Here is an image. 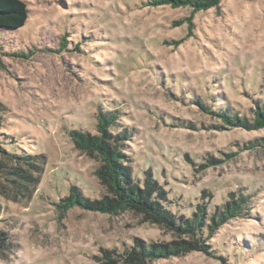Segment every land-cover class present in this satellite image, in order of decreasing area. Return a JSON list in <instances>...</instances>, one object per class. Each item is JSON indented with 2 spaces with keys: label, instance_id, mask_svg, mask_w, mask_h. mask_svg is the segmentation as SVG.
<instances>
[{
  "label": "rangeland",
  "instance_id": "obj_1",
  "mask_svg": "<svg viewBox=\"0 0 264 264\" xmlns=\"http://www.w3.org/2000/svg\"><path fill=\"white\" fill-rule=\"evenodd\" d=\"M29 19L0 30L3 148L44 155L41 184L29 200L0 194V229L9 245L0 264H140L141 246L172 242L176 232L125 212L118 216L57 204L77 187L86 198L106 190L100 162L76 150L71 131L97 134L99 109L116 112L111 131L133 133L125 152L133 178L165 190V206L207 222L231 193L251 196L249 218L221 227L212 254L141 264H264V149L249 150L264 129H224L203 112L253 118L264 107V0H222L219 8L153 7V0H22ZM182 44L174 42L182 41ZM66 40V47L62 44ZM20 55V56H16ZM134 258L127 262L125 252Z\"/></svg>",
  "mask_w": 264,
  "mask_h": 264
},
{
  "label": "trees",
  "instance_id": "obj_2",
  "mask_svg": "<svg viewBox=\"0 0 264 264\" xmlns=\"http://www.w3.org/2000/svg\"><path fill=\"white\" fill-rule=\"evenodd\" d=\"M222 0H153L150 6H170L173 9L191 8L189 17L176 22L178 26L189 25V35L194 27L195 14L219 8ZM29 19L28 5L22 0H0V30L16 31L22 29ZM186 39L174 44H182ZM66 47V40L62 48ZM20 56V55H16ZM197 105L203 112L214 115L223 122L222 128L259 131L264 129V107L257 103L253 110V118L231 115L228 111L213 112L201 102ZM8 107L0 102V136L4 116ZM97 134L83 131H71L70 135L76 150L100 162L95 175L106 193L96 200L86 198L77 187H72L70 195L57 204L60 217H64L71 209L80 208L87 212L118 216L131 212L142 216L146 222L157 224L169 231L176 232L179 239L172 242L156 243L141 246L139 250L141 263L187 256L192 253L212 254L210 239L226 223L249 218L251 211V196L243 193H231L228 201L211 216L207 222V212L199 207L193 218L174 215L166 206V196L163 187L153 178L151 171L146 172L143 184L135 180L130 168L129 157L125 152L127 142L132 140L133 133L123 130L114 134L111 130L118 126L116 112H106L99 109L97 113ZM0 141V194L13 201L31 199L41 184L45 170L44 155L18 156L6 151ZM261 147L264 149V137L251 143L249 150ZM1 206V205H0ZM1 208V207H0ZM9 237L0 229V249H7ZM127 262L134 258L130 252H125ZM107 262L115 264L117 260L111 255L104 257ZM137 264V263H136Z\"/></svg>",
  "mask_w": 264,
  "mask_h": 264
}]
</instances>
